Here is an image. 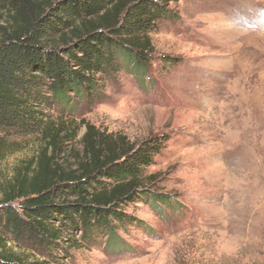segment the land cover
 <instances>
[{"label":"rangeland","instance_id":"1","mask_svg":"<svg viewBox=\"0 0 264 264\" xmlns=\"http://www.w3.org/2000/svg\"><path fill=\"white\" fill-rule=\"evenodd\" d=\"M172 9L152 42L157 58L177 64L155 60L141 78L122 71L92 108L75 101L77 136L60 158L80 148L82 122L131 144L166 135L147 175L176 210L136 204L127 214L140 223L117 232L116 250L92 246L58 264H264V0H178ZM11 140L19 144L0 161V186L38 146Z\"/></svg>","mask_w":264,"mask_h":264},{"label":"trees","instance_id":"2","mask_svg":"<svg viewBox=\"0 0 264 264\" xmlns=\"http://www.w3.org/2000/svg\"><path fill=\"white\" fill-rule=\"evenodd\" d=\"M177 1L0 0V161L19 144L11 139L38 143L0 186V264H58L92 246L116 250L117 232L140 223L127 214L134 205L176 210L147 175L166 135L131 144L82 122L80 148L71 161L60 155L77 136L79 126L69 125L75 101L92 108L122 71L141 78L155 60L177 64L157 58L152 42L176 18Z\"/></svg>","mask_w":264,"mask_h":264}]
</instances>
